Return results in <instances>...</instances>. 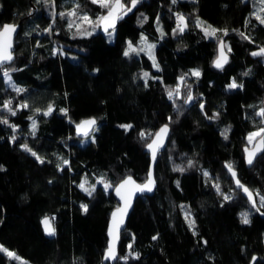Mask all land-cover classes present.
I'll use <instances>...</instances> for the list:
<instances>
[{"label": "trees", "instance_id": "obj_1", "mask_svg": "<svg viewBox=\"0 0 264 264\" xmlns=\"http://www.w3.org/2000/svg\"><path fill=\"white\" fill-rule=\"evenodd\" d=\"M32 2L38 10L29 17L31 0H0V26L20 22L15 58L5 69L24 90L16 92L0 70V120H8L0 122V245L22 257L0 252V264H252V257L264 264V207L259 197L260 211L250 205L224 167L231 164L242 182L264 194V152L248 165L243 150L247 135L264 127L257 115L263 108L264 57L251 55L264 47V25L254 14L259 0H140L118 20L113 40L100 29L91 36L69 30L59 13L75 6L70 0ZM79 3L81 14L92 19L106 13L91 0ZM177 14L188 25L183 33L176 30ZM197 20L228 30L227 36L217 33L231 48L222 70L213 66L218 39L206 37ZM141 35L155 42L159 70L145 52L123 55L128 41ZM193 70L201 75H190ZM233 79L243 88L230 89ZM187 85L193 100L185 104ZM167 88H179L180 95L170 100ZM7 100L16 115L3 108ZM23 103L28 107L19 108ZM49 105L53 111L45 116ZM88 116L97 118L94 142L80 144L73 123ZM164 122L171 133L155 163L156 190L136 198L121 231L118 257L128 254L130 243L133 256L104 263L107 220L117 201L98 181L114 185L127 174L144 180L150 137L143 140L139 133H153ZM58 150L69 159L63 171L54 159ZM85 177L96 187L91 196L78 186ZM245 212L248 224L241 222ZM45 215L54 217L51 237L41 226Z\"/></svg>", "mask_w": 264, "mask_h": 264}, {"label": "snow or ice", "instance_id": "obj_2", "mask_svg": "<svg viewBox=\"0 0 264 264\" xmlns=\"http://www.w3.org/2000/svg\"><path fill=\"white\" fill-rule=\"evenodd\" d=\"M47 2L48 0H45V3ZM52 2L54 4V0H52ZM70 2L74 3L75 6L67 12L59 13L62 19H65V18L68 19V29L69 30H72L73 28H75V32L77 35L91 36L94 34L96 29H100L111 37L114 34L118 20L122 19L123 16L127 15L134 8H136L137 4L140 3V0H91L92 4H96L102 9L106 10L105 14L99 15L96 19H92L87 14H81V12L79 11L81 7L79 0H70ZM176 2L177 0H172L173 4H175ZM261 3L264 4V0H261ZM260 12L264 13V7H261ZM52 15L53 17H55L56 13L53 12ZM176 19H177L176 30L179 31L180 33H183L188 26L186 19L182 14H177ZM255 19L260 24L264 25V15L257 14ZM85 24L88 25L87 28L84 27ZM196 24L201 27V30L204 32V35L206 37L218 39L219 55L217 59L214 61V66L222 70L224 65L227 63V55L225 52V48H227L228 52H231V48L228 47L222 39H219L217 37V33L222 32L224 36H227L228 30L227 29H217V28L212 27L211 25L204 27L203 22L200 20H197ZM16 30H17V26L14 24H4L0 26V70L3 71V76L7 78V82L9 86L19 93V92H23L24 90L22 88L16 87V85L11 81L9 71L5 69V66L10 64L13 60V52H12L13 37H14V34L16 33ZM47 31L51 32V29H47ZM240 35L244 39H249V37L246 36L244 33H240ZM73 38H75V35ZM140 44H141V47L137 49L136 47L133 46L131 42H129L127 50L124 51L123 55L128 57L133 53H135L136 55H139L140 52H146V54H148L150 58H153L151 50L155 48V45L148 43L146 37H141ZM251 55L264 57V48H260L259 51H253ZM153 66L159 70V66L155 63L154 58H153ZM190 75L199 77L201 73L198 70H193L190 73ZM245 75H247V73H245ZM143 78L145 79V86H147V79L149 78V73L147 72L143 73ZM180 82L182 84L184 83V77L180 78ZM187 87L189 90L187 92L186 99L184 101L185 104L191 103L193 100V96L191 93V86L187 85ZM228 87L230 89H236V88H243V85L238 84L236 80L233 79V81L228 85ZM166 91H167L168 98L170 100H172L174 96L180 95L179 88H176V89L167 88ZM18 107L27 108L28 105L26 103H23V104H20ZM200 107L201 109H203V104H200ZM3 108L6 109L7 112L10 113L11 115L13 116L16 115V109L12 107V100L4 101ZM37 111H39V109H37ZM52 111H53V108L51 105H49L47 108V111H45L43 114L47 116V115H50ZM61 111H63L65 115L67 114L66 110L62 109ZM216 115H218V113L213 114L212 118H214ZM257 115L260 116L261 118H264V108H262L257 113ZM0 122L8 124V120L6 118L0 120ZM95 125H96V120L94 118L84 120L76 125V130L79 134L87 137L89 135V132L94 130ZM9 126L12 127L13 130L15 131L16 129L15 125H9ZM36 127H37L36 121L33 120V123H32V134L33 135L35 134ZM121 127H124L127 130V129H131L132 125H122ZM168 130H169L168 125H164L155 134L151 132L149 133L140 132L139 133L141 139L143 140H148L149 137H153L150 140V142L146 143V148L149 150L151 154L153 163L156 161L158 150L161 147H163V143L167 137ZM227 133H228V129H225L224 133H222V135L225 136V139H227ZM14 139L15 137H13V140ZM247 140H248L249 145H252L251 148L245 149V152L247 153V163L251 165L257 153L264 152V127H259L256 131L249 133ZM22 148L24 151L29 152L40 163H44V160L36 152L32 151V149L29 148L27 144L22 145ZM68 164L69 162L67 160H63V165L67 166ZM57 167L61 171H63V167H61L60 165H58ZM188 167H192L191 161L188 162ZM226 167L228 171L231 173V176L233 177V179L235 180L236 186L242 189V191L247 195V198L249 201H251L252 206L257 207V200L255 199V197H259L260 207H264V195H261L259 192L253 193L247 187L241 184L231 164H227ZM0 170H3V169L0 168ZM174 170L184 171L182 167H176ZM204 175L208 176L209 174L205 172ZM98 183L103 185L105 191L109 189L114 190L116 195L120 198V200L123 201V205H124L123 207H117V209L112 213V223L109 227V232H108L110 241H109V244H108V247L106 249L103 259L116 261L119 258V259L126 261L128 259V256H133V253L131 252L132 244L130 243L127 245L129 252L126 256L118 257L117 242L119 240L120 227L123 224V218L127 213L128 207L131 206V199L133 195L136 192L142 193L145 191L150 192L153 190L155 181L153 179L152 172L149 171L148 178L143 184H137L130 176L122 180L115 187H113L111 183L105 182L103 178H101L98 181ZM87 184H88V181H87V178L85 177L84 182H82L78 186L87 195L91 196L92 193L96 190V187L95 185H90L86 187ZM215 187L217 191L219 192L220 187L218 183L215 185ZM224 199L228 200L229 197L224 196ZM81 208L84 212H87L86 204H82ZM257 211H259V208H257ZM52 220H54V217L49 218L47 216L44 217L42 220L44 231L49 236L55 235V228L52 226ZM241 222L243 224L250 223L248 219V214L246 212L241 214ZM194 223H195L194 220L190 221V227L194 225ZM153 239H156V237H153ZM0 252L5 253L10 259L20 260V258L16 255L15 252L4 248L3 245H0ZM134 258L138 259L139 255L135 254ZM256 259H257L256 257H252V264H256ZM21 264H24V262L21 261Z\"/></svg>", "mask_w": 264, "mask_h": 264}, {"label": "water", "instance_id": "obj_3", "mask_svg": "<svg viewBox=\"0 0 264 264\" xmlns=\"http://www.w3.org/2000/svg\"><path fill=\"white\" fill-rule=\"evenodd\" d=\"M248 0H243V2H247ZM37 10H38V7H37V5L34 3V2H32V0H31V3H30V9H29V11H28V13H27V16H32L33 14H35L36 12H37ZM4 24H14V25H16L17 26V30H16V33L14 34V37H13V48H12V52H13V60H14V58H15V45H14V42H15V37H16V35H17V33H18V30H19V28H20V22H11V21H7V22H4L2 25H4ZM223 40V39H222ZM224 41V40H223ZM260 48H264L263 46H258L257 48H255L253 51H259L260 50ZM225 52H226V55H227V63H228V61L230 60V54H229V52L227 51V49L225 48ZM218 55H219V47H218V43H217V53H216V56H215V58L213 59V66H214V61L217 59V57H218ZM12 60V61H13ZM226 63V64H227ZM225 64V65H226ZM224 65V66H225ZM215 67V66H214ZM216 68V67H215ZM218 69V68H217ZM263 106H264V97H263ZM95 119L96 120V125L94 126V129L96 128V126H97V118L96 117H94V116H88V117H84V118H82V119H80L78 122H75V123H73V128H74V134H75V136H77V137H85V136H83V135H81V134H79L78 132H77V130H76V125L77 124H79L81 121H84V120H88V119ZM164 125H168V133H167V137H166V139L164 140V143H163V147H161L159 150H158V152H157V157H158V154L161 152V151H163L164 149H165V147H166V145H167V142H168V138H169V136H170V133H171V127H170V124L168 123V122H164V123H162V124H160L156 129H155V131L153 132V134H155L156 132H158L159 131V129L161 128V127H163ZM93 131H91V132H89V135L92 133ZM153 137H150V139L148 140V142H150V140L152 139ZM147 142V143H148ZM252 147V145H248V144H244L243 145V150H244V160H245V162L247 163V153L245 152V149L246 148H251ZM144 151L148 154V157H149V164H148V170H147V176H146V178L144 179V180H142V181H139V180H137L132 174H127V175H125V176H123L120 180H118L114 185H113V187H115L116 185H118L122 180H124V179H126L127 177H131L137 184H143L145 181H146V179L148 178V174H149V171H151L152 172V176H153V179H154V181H155V184H154V187H153V190L152 191H145V192H136L134 195H133V197H132V199H131V206L130 207H128V209H127V213H126V215L124 216V218H123V224L121 225V227H120V232H119V240H118V242H117V252H118V246H119V242H120V237H121V231L123 230V228L125 227V225H126V222H127V220H128V217H129V215H130V213H131V211H132V209H133V207H134V204H135V200H136V198L138 197V196H141V195H152V194H154V192H155V190H156V187H157V180H156V178H155V173H154V168H155V163H156V161H157V157H156V161L153 163V161H152V158H151V154H150V152H149V150L146 148V145H145V147H144ZM262 152H258L257 153V155L255 156V158L253 159V162H252V164L254 163V161H255V159L261 154ZM228 163L227 162H224V167H225V169H226V171L228 172V174H229V176L231 177V179H232V181H233V184H234V187L236 188V189H238L239 191H240V193L247 199V201L249 202V204L250 205H252V203H251V201H249L248 200V198H247V195L242 191V189H240V188H238L237 186H236V183H235V180L233 179V177L231 176V173L228 171V169H227V167H226V165H227ZM248 164V163H247ZM251 164V165H252ZM248 165H250V164H248ZM234 168V167H233ZM234 170H235V172H236V174H237V178L239 179V181H240V183L241 184H243L245 187H247L250 191H252L253 193H255L254 192V190L253 189H251L250 187H248V185L247 184H245L244 182H242L241 180H240V178L238 177V172H237V169L236 168H234ZM112 193H113V195H114V197H115V199H116V201H117V204L115 205V207L111 210V212H110V214H109V217H108V220H107V225H106V235H107V241H106V247H105V249H104V251H103V254H102V261L105 263V262H110V263H113L114 261H111V260H104L103 259V257H104V254H105V252H106V249H107V247H108V244H109V241H110V237H109V235H108V232H109V227H110V225H111V223H112V213L117 209V207H123L124 205H123V201H121L120 200V198L116 195V193H115V191L114 190H112ZM255 199H256V197H255ZM257 200V199H256ZM254 208H258V205H257V207H254ZM259 211H260V209H259ZM49 217L50 218V216L49 215H45V216H42L41 217V219H40V222H41V226H42V229H43V232H44V234L46 235V236H48V237H51V236H49V235H47L46 233H45V231H44V226L42 225V220H43V218L44 217ZM52 226H53V222H52ZM54 227V226H53ZM171 264H174V263H171Z\"/></svg>", "mask_w": 264, "mask_h": 264}, {"label": "rangeland", "instance_id": "obj_4", "mask_svg": "<svg viewBox=\"0 0 264 264\" xmlns=\"http://www.w3.org/2000/svg\"><path fill=\"white\" fill-rule=\"evenodd\" d=\"M261 7H264V4H262V3H261V0H259L258 8H256L255 11H254V14H255V15H257V14L264 15V13H261V12H260ZM83 14H85V13H83ZM87 15H88V14H87ZM41 25L44 26V27H46V26L48 25V19H46V18H42V19H41ZM85 25H86V24H85ZM114 34H115V31H114ZM114 34H113L111 37H110L108 34H106V35H107V37H108L109 40H113V38H114ZM141 37H144V36L141 35L140 38H139L138 40H136V41H131V40H129L128 43L131 42V43L133 44L134 47H136L137 49H139V48L141 47V44H140ZM147 42L150 43V44H154V45H155V42H154V41H151V40H148V39H147ZM127 47H128V44H127ZM127 47H126V50H127ZM62 52L65 53L66 51L63 50ZM151 52H152V56H153V58H154V60H155V63L158 65L157 60H156V58H155L154 49H152ZM67 53H68V52H67ZM145 53H146V52H145ZM68 54H69V56H70L73 60H76L77 56H76L75 53L69 52ZM147 55H148V54H147ZM148 56H149V55H148ZM153 58H151L152 61H153ZM154 68H156V67H154ZM263 108H264V106H263ZM256 130H257V129H255L254 131H256ZM252 132H253V131H252ZM250 133H251V132H250ZM247 137H248V135H247ZM78 140H79V143H80V144H85V143H87L88 141H92V143H93V140H94V133L92 132V133H91L90 135H88L87 137H81V138H79ZM248 145H249V143H248ZM32 151H33V150H32ZM34 152H36V151H34ZM41 158H44V157H41ZM46 158L48 159V157H46ZM61 158H62V159H61ZM54 159H55V162H56L57 166H58V165L61 166V165L63 164V160H67V161L69 162V159H68L67 155L64 154L62 151H59V150L56 151V152L54 153ZM84 179H85V178H84ZM84 179H82V181H81L79 184H81L82 182H84ZM90 185H94L92 181H90V182L86 185V187H87V186H90ZM260 194H261V195H264L263 193H260ZM3 247L6 248V249H8V250H10V251L15 252V251H14L13 249H11V248H8V247H5V246H3ZM16 255H17L20 259H22V257H21L20 255H18L17 253H16Z\"/></svg>", "mask_w": 264, "mask_h": 264}, {"label": "built area", "instance_id": "obj_5", "mask_svg": "<svg viewBox=\"0 0 264 264\" xmlns=\"http://www.w3.org/2000/svg\"><path fill=\"white\" fill-rule=\"evenodd\" d=\"M177 17V16H176ZM176 17H175V20H174V22H175V25L177 24V19H176Z\"/></svg>", "mask_w": 264, "mask_h": 264}]
</instances>
